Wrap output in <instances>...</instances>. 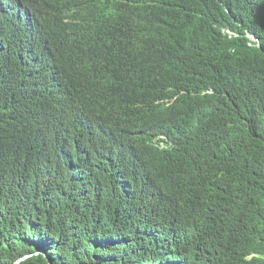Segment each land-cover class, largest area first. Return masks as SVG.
I'll use <instances>...</instances> for the list:
<instances>
[{
    "label": "trees",
    "instance_id": "16d2710c",
    "mask_svg": "<svg viewBox=\"0 0 264 264\" xmlns=\"http://www.w3.org/2000/svg\"><path fill=\"white\" fill-rule=\"evenodd\" d=\"M25 257L264 264V0H0V264Z\"/></svg>",
    "mask_w": 264,
    "mask_h": 264
},
{
    "label": "water",
    "instance_id": "95a60500",
    "mask_svg": "<svg viewBox=\"0 0 264 264\" xmlns=\"http://www.w3.org/2000/svg\"><path fill=\"white\" fill-rule=\"evenodd\" d=\"M30 257H25L23 259H20L16 264H20L22 263L23 261H26L27 259H29Z\"/></svg>",
    "mask_w": 264,
    "mask_h": 264
},
{
    "label": "clouds",
    "instance_id": "9594fccd",
    "mask_svg": "<svg viewBox=\"0 0 264 264\" xmlns=\"http://www.w3.org/2000/svg\"><path fill=\"white\" fill-rule=\"evenodd\" d=\"M227 34H228L229 36H233V34H232L230 31H227Z\"/></svg>",
    "mask_w": 264,
    "mask_h": 264
},
{
    "label": "bare ground",
    "instance_id": "6f19581e",
    "mask_svg": "<svg viewBox=\"0 0 264 264\" xmlns=\"http://www.w3.org/2000/svg\"><path fill=\"white\" fill-rule=\"evenodd\" d=\"M12 12V11H11ZM16 12V11H15ZM17 15V14H16ZM15 16V15H14Z\"/></svg>",
    "mask_w": 264,
    "mask_h": 264
}]
</instances>
